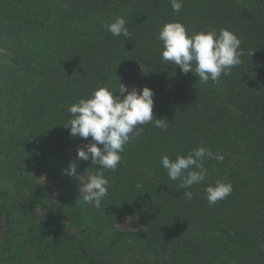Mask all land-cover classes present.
I'll return each mask as SVG.
<instances>
[{"label":"trees","instance_id":"obj_1","mask_svg":"<svg viewBox=\"0 0 264 264\" xmlns=\"http://www.w3.org/2000/svg\"><path fill=\"white\" fill-rule=\"evenodd\" d=\"M118 16L131 38L104 28ZM170 22L230 30L241 63L218 83L183 73L161 58ZM118 78L154 90L153 113L169 123L130 136L96 208L81 178L102 169L78 158L91 137L70 136L67 108ZM198 147L213 153L206 180L182 189L161 157ZM0 175V264H264V0H183L179 12L170 0H0ZM217 180L233 191L209 205ZM123 218L130 229L115 227Z\"/></svg>","mask_w":264,"mask_h":264},{"label":"clouds","instance_id":"obj_2","mask_svg":"<svg viewBox=\"0 0 264 264\" xmlns=\"http://www.w3.org/2000/svg\"><path fill=\"white\" fill-rule=\"evenodd\" d=\"M170 2L175 12L183 7V0ZM126 24L125 18L118 16L113 22L105 23L104 28L113 36L131 38ZM158 39L163 43L162 60L175 64L185 74L194 71L202 83L209 80L218 83L222 75H229L231 69L241 63V40L228 29H220L218 33L212 28L189 35L182 23L170 22L161 28ZM118 81V87L100 86L90 98H80L67 108L73 116L68 125L64 126L69 129L70 136L85 140L91 137L84 147L78 149V158L83 161L91 160L92 165H99L102 169L85 175L83 182L81 178L83 200L96 208H100L102 200L109 195V180L105 178L103 169L117 170L122 160L121 153L125 151L130 136L143 131L139 126L152 123L157 128L166 129L169 123L166 118H156L153 113L154 90L147 86L141 90L135 87L129 90L119 78ZM212 156L210 150L198 147L187 156L178 154L174 161L164 155L161 157V164L167 170L170 180H179V187L187 189L205 182L208 169L204 160ZM215 158L221 159L219 156ZM64 174L74 175L75 166L70 165L64 170ZM232 191L233 185L223 180H217L214 185L205 189L209 205L224 200ZM193 195L191 191L184 192L189 200Z\"/></svg>","mask_w":264,"mask_h":264},{"label":"rangeland","instance_id":"obj_3","mask_svg":"<svg viewBox=\"0 0 264 264\" xmlns=\"http://www.w3.org/2000/svg\"><path fill=\"white\" fill-rule=\"evenodd\" d=\"M85 144L82 145V147H84ZM48 170V169H47ZM47 170L45 172H47ZM1 176V175H0ZM42 183H45L46 185H44L45 187V190L51 188V200L54 201V202H59V196H58V193L57 191L55 190V188L51 187L52 185L49 184L48 180L46 177H43L42 178V181L40 184ZM8 182L5 180V178H2L0 177V190H4L6 188H8ZM81 192V191H80ZM82 193V192H81ZM130 220L128 218H123L121 219L116 225L115 227L117 229H121V230H128L130 229L128 227V222ZM72 231L76 232V228L72 227L71 228ZM6 231H7V224H6V221L1 217L0 218V238L4 237L5 234H6ZM106 230H103V232H101V235L104 236L106 235Z\"/></svg>","mask_w":264,"mask_h":264}]
</instances>
